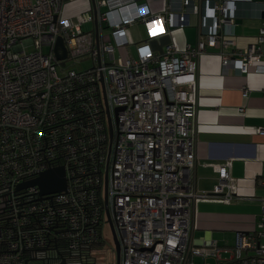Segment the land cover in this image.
Masks as SVG:
<instances>
[{"label": "built area", "instance_id": "1", "mask_svg": "<svg viewBox=\"0 0 264 264\" xmlns=\"http://www.w3.org/2000/svg\"><path fill=\"white\" fill-rule=\"evenodd\" d=\"M65 1L0 0V264H96L107 215L119 264H196L197 257L264 264V198L255 230L235 231L230 247L198 246L194 202L230 203L229 165H216L210 194H196L190 182L198 59L208 48L232 47L219 52L223 69L264 74V18L255 41L237 48L233 13L242 0H209L210 31L195 46L169 43L159 52L149 41L184 29L191 15L203 31L206 0H156L159 12L137 0H89L73 18L62 15ZM137 23L144 39L132 54L128 28ZM59 38L64 60L55 52ZM85 60L91 67L65 70ZM256 132L264 135V125ZM60 167L64 191L21 186Z\"/></svg>", "mask_w": 264, "mask_h": 264}, {"label": "crops", "instance_id": "2", "mask_svg": "<svg viewBox=\"0 0 264 264\" xmlns=\"http://www.w3.org/2000/svg\"><path fill=\"white\" fill-rule=\"evenodd\" d=\"M148 4L152 12L163 5L156 0H137ZM264 0H242L237 3L232 40L235 47H245L255 41L262 23ZM212 3H201L199 17L190 16V25L172 30L167 36L175 50L195 46L199 37L210 31ZM143 29L142 37L138 31ZM199 27V29L201 30ZM131 53L135 43L144 39V27L137 23L128 28ZM159 51L158 48H155ZM232 47L208 48L198 59L195 117L191 134L194 139L195 165L190 182L196 194L213 192L217 183L216 165L228 164L234 197L226 203L219 196L197 198L193 208L191 240L195 245L216 241L230 247L235 231L249 232L257 228V217L264 198V135L256 128L264 125V74L250 68L247 74L223 69L219 52H230ZM247 90L243 98L242 91ZM225 257V256H224ZM223 257V258H224Z\"/></svg>", "mask_w": 264, "mask_h": 264}, {"label": "rangeland", "instance_id": "3", "mask_svg": "<svg viewBox=\"0 0 264 264\" xmlns=\"http://www.w3.org/2000/svg\"><path fill=\"white\" fill-rule=\"evenodd\" d=\"M63 8H62V15L63 17L67 18H73L76 16H79L81 13H85L89 10L90 3L89 0H66L63 3ZM91 27V24H85L83 25V30H89ZM105 34L108 33V30H104ZM142 37L143 35V29L141 28L140 31H138L137 36L139 35ZM110 40V37H106V41ZM135 47V46H134ZM134 47L130 50L131 53H134ZM48 48L44 47V51H46ZM91 67V62L85 60L82 61L80 64H72V63H67L65 66V70L67 69H75V70H82V69H87ZM104 244L102 246H99L97 249H94L92 251V256L95 258V263L96 264H114L115 263V258H116V253L114 249V244L113 240L111 237V232L110 228L107 225L105 227V233L103 236ZM222 256L226 257V254H222ZM195 263L196 264H216V261L213 257H208L205 263L203 262V259L201 257L195 258Z\"/></svg>", "mask_w": 264, "mask_h": 264}, {"label": "water", "instance_id": "4", "mask_svg": "<svg viewBox=\"0 0 264 264\" xmlns=\"http://www.w3.org/2000/svg\"><path fill=\"white\" fill-rule=\"evenodd\" d=\"M262 18H264V13L262 12ZM237 21H235V24ZM150 45L154 48H158L159 52L162 51V47L169 44L170 40L167 35H164L162 37H158L155 39H152L149 41ZM58 50H61L62 53H57ZM55 52L57 54V59L58 60H64L66 58V51L63 45L62 40L59 38L55 44ZM30 185H35L39 188L40 190V195H45V194H52V193H57L64 191L66 188V183L64 179V171L63 168H55V169H49L43 173L36 179H33L25 184H22L21 186H30ZM108 222L110 226V231H111V236L114 244V249H115V264H119V242L118 239L115 235L112 223L110 218L108 217ZM60 264H64V262H61Z\"/></svg>", "mask_w": 264, "mask_h": 264}, {"label": "trees", "instance_id": "5", "mask_svg": "<svg viewBox=\"0 0 264 264\" xmlns=\"http://www.w3.org/2000/svg\"><path fill=\"white\" fill-rule=\"evenodd\" d=\"M103 244H104V241H103V243H101V245H100V246H102ZM98 247H99V246H97V247H96V249H97Z\"/></svg>", "mask_w": 264, "mask_h": 264}]
</instances>
